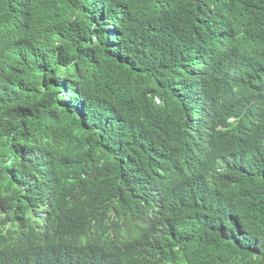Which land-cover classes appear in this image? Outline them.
Here are the masks:
<instances>
[{"label":"trees","instance_id":"trees-1","mask_svg":"<svg viewBox=\"0 0 264 264\" xmlns=\"http://www.w3.org/2000/svg\"><path fill=\"white\" fill-rule=\"evenodd\" d=\"M0 207L26 264H264V0H0Z\"/></svg>","mask_w":264,"mask_h":264},{"label":"clouds","instance_id":"clouds-1","mask_svg":"<svg viewBox=\"0 0 264 264\" xmlns=\"http://www.w3.org/2000/svg\"><path fill=\"white\" fill-rule=\"evenodd\" d=\"M36 215L38 216H35L28 223L21 208L17 211L15 207L13 210H5L0 207V238L20 240L22 244V249L10 256L12 264H26L40 245L43 238V228L34 227L44 222L47 214L45 211H40V214L36 213ZM23 234L26 236V244L21 238Z\"/></svg>","mask_w":264,"mask_h":264},{"label":"bare ground","instance_id":"bare-ground-1","mask_svg":"<svg viewBox=\"0 0 264 264\" xmlns=\"http://www.w3.org/2000/svg\"><path fill=\"white\" fill-rule=\"evenodd\" d=\"M39 212H40V210H39Z\"/></svg>","mask_w":264,"mask_h":264}]
</instances>
